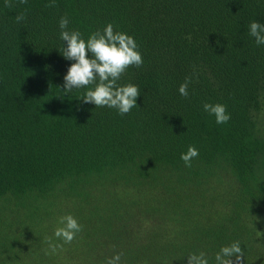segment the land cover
Wrapping results in <instances>:
<instances>
[{
    "label": "trees",
    "instance_id": "obj_1",
    "mask_svg": "<svg viewBox=\"0 0 264 264\" xmlns=\"http://www.w3.org/2000/svg\"><path fill=\"white\" fill-rule=\"evenodd\" d=\"M11 3L0 0V264H187L200 251L215 264L235 241L241 264H264V45L248 27L264 23V0ZM61 17L85 40L108 23L135 39L143 64L118 81L140 90L128 114L83 103L87 88L64 96ZM205 103L231 119L218 125ZM68 214L83 228L64 243Z\"/></svg>",
    "mask_w": 264,
    "mask_h": 264
},
{
    "label": "clouds",
    "instance_id": "obj_2",
    "mask_svg": "<svg viewBox=\"0 0 264 264\" xmlns=\"http://www.w3.org/2000/svg\"><path fill=\"white\" fill-rule=\"evenodd\" d=\"M27 3V0H22ZM6 7H12L11 0H5ZM48 7L55 6L53 4ZM26 19V12L16 16V22ZM69 20L61 17L59 27L60 39L64 46L60 53L66 60L74 61L64 76V84L60 88L64 96L74 89L87 88L80 98L85 104H94L97 107L117 109L120 115L128 114L137 106L140 90L137 85L128 83L118 84L121 76L130 66L140 68L143 64L142 54L138 51L135 39L127 33L114 31L112 23H108L103 32L97 31L89 35L85 40L78 30H68ZM249 35L255 38L257 45H264V23L252 21L249 24ZM66 45V46H65ZM89 53L91 57L89 58ZM191 78L185 79L179 87V93L188 97V87ZM203 108L209 115L215 117L218 125L226 124L231 115L227 106L221 103H205ZM199 151L194 146H189L186 153L181 154V160L185 166L191 167L192 160L198 157ZM60 227L55 230V237L62 239L64 243H71L75 236L82 231L83 226L73 215L68 214L60 218ZM49 247L53 252L62 248V245L52 244L49 238ZM235 258V259H233ZM243 251L239 241L230 246H224L215 255V264H241ZM121 254H116L108 259L107 264H119ZM187 264H209L207 254L203 251L194 252L187 256Z\"/></svg>",
    "mask_w": 264,
    "mask_h": 264
}]
</instances>
